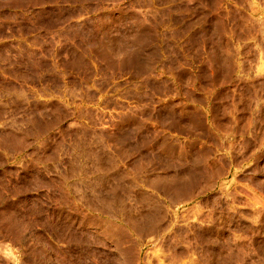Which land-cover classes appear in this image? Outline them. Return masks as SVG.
<instances>
[{
    "label": "rangeland",
    "instance_id": "1",
    "mask_svg": "<svg viewBox=\"0 0 264 264\" xmlns=\"http://www.w3.org/2000/svg\"><path fill=\"white\" fill-rule=\"evenodd\" d=\"M0 264H264V0H0Z\"/></svg>",
    "mask_w": 264,
    "mask_h": 264
},
{
    "label": "bare ground",
    "instance_id": "2",
    "mask_svg": "<svg viewBox=\"0 0 264 264\" xmlns=\"http://www.w3.org/2000/svg\"><path fill=\"white\" fill-rule=\"evenodd\" d=\"M28 4H29V2H28ZM28 4H27V5H28ZM32 5H33V4H32ZM23 9H24V7H23Z\"/></svg>",
    "mask_w": 264,
    "mask_h": 264
}]
</instances>
